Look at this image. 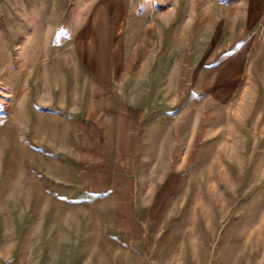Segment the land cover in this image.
Listing matches in <instances>:
<instances>
[{
  "label": "rangeland",
  "instance_id": "374dc122",
  "mask_svg": "<svg viewBox=\"0 0 264 264\" xmlns=\"http://www.w3.org/2000/svg\"><path fill=\"white\" fill-rule=\"evenodd\" d=\"M114 2L158 15L127 55L133 180L81 194L57 122L84 82L40 57L72 5ZM0 264H264V0H0Z\"/></svg>",
  "mask_w": 264,
  "mask_h": 264
},
{
  "label": "crops",
  "instance_id": "0c3cea01",
  "mask_svg": "<svg viewBox=\"0 0 264 264\" xmlns=\"http://www.w3.org/2000/svg\"><path fill=\"white\" fill-rule=\"evenodd\" d=\"M132 6L123 2L115 3L113 7L110 4L85 3L79 8L72 5L70 18L66 21L67 30L58 35L63 20L56 21L54 35L58 40L50 46L48 54L41 53L45 67L54 70L56 85L64 78L67 86L68 81L74 79V73L80 81L79 87L81 81L84 82L85 111L77 110L72 118H61L57 122L63 128L64 146L70 149L74 144L79 145L77 166L72 165L74 174L70 169L66 176L70 177L68 182L71 184H90L91 190L79 191L81 194H100L101 191V194H122L118 186L133 180L129 172L134 164L127 161L131 160L134 149L128 150L127 141L128 135L136 134L137 119L141 121L143 111L139 107L142 112H136L132 106L141 100L135 97L139 92L129 93L125 87L133 79L142 81V63L141 60L136 62L135 57L139 53L135 49L141 44L137 40L142 38L149 24H158V15L146 19L145 14L134 13ZM105 7L114 13H103ZM134 22L145 23L143 30L137 31L132 25ZM128 54L136 58L133 66L127 61ZM73 100L62 102L57 99L56 107L73 103ZM57 124L56 135H59ZM91 142L95 146H91ZM94 158L105 161H91Z\"/></svg>",
  "mask_w": 264,
  "mask_h": 264
},
{
  "label": "bare ground",
  "instance_id": "6f19581e",
  "mask_svg": "<svg viewBox=\"0 0 264 264\" xmlns=\"http://www.w3.org/2000/svg\"><path fill=\"white\" fill-rule=\"evenodd\" d=\"M116 1V0H115ZM112 2H113V0H112ZM115 3V2H114ZM95 27V26H94ZM98 27V26H97ZM99 30V29H98Z\"/></svg>",
  "mask_w": 264,
  "mask_h": 264
}]
</instances>
